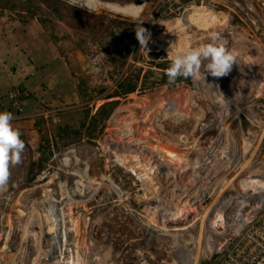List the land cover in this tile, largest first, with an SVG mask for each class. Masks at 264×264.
<instances>
[{
  "label": "rangeland",
  "instance_id": "374dc122",
  "mask_svg": "<svg viewBox=\"0 0 264 264\" xmlns=\"http://www.w3.org/2000/svg\"><path fill=\"white\" fill-rule=\"evenodd\" d=\"M132 2L90 13L67 0H0V111L25 143L0 190V264H186L188 251L210 264L212 208L247 173L245 115L264 108V0H149L136 21L107 6ZM41 27L76 58L54 78H25L7 50L23 52ZM212 32L238 54L227 76L201 69L199 80L142 88L148 70L160 78L159 63ZM138 73L134 92L113 96ZM120 145L141 150L137 166Z\"/></svg>",
  "mask_w": 264,
  "mask_h": 264
},
{
  "label": "built area",
  "instance_id": "2783aa9c",
  "mask_svg": "<svg viewBox=\"0 0 264 264\" xmlns=\"http://www.w3.org/2000/svg\"><path fill=\"white\" fill-rule=\"evenodd\" d=\"M245 117L253 151L247 173L215 203L207 236V242L214 243H207L210 264H264V108H250ZM232 155L227 149L221 158L230 160Z\"/></svg>",
  "mask_w": 264,
  "mask_h": 264
},
{
  "label": "clouds",
  "instance_id": "9594fccd",
  "mask_svg": "<svg viewBox=\"0 0 264 264\" xmlns=\"http://www.w3.org/2000/svg\"><path fill=\"white\" fill-rule=\"evenodd\" d=\"M72 7L86 8L90 13L104 7L103 0H67ZM111 10L130 17L133 21L139 20L143 13V5L130 3L124 6H116ZM150 33L142 26V22L136 27V37L141 47H146L150 39ZM208 43L196 47L180 49L170 57V66L165 70L169 83H175L178 77L201 79V69L204 73H210L213 77L227 76L238 64V54L228 48L227 42L220 33L212 32ZM205 79V76L203 77ZM13 114L8 111H0V190H3L11 177V168L21 161V154L25 143L21 138L20 130L13 126Z\"/></svg>",
  "mask_w": 264,
  "mask_h": 264
},
{
  "label": "crops",
  "instance_id": "0c3cea01",
  "mask_svg": "<svg viewBox=\"0 0 264 264\" xmlns=\"http://www.w3.org/2000/svg\"><path fill=\"white\" fill-rule=\"evenodd\" d=\"M33 25L37 26L36 23ZM31 32L29 31V34L25 35L23 52H20L17 46L7 50L10 60L18 65V73L21 76L27 78L34 74L43 73L54 78L59 66H67L68 60L76 58L69 53H62L57 43L49 37L47 31L42 27L38 30H31ZM35 35L36 37H34ZM37 36H39L41 43L35 42L38 39ZM18 40L19 38L16 39V41ZM65 74L68 75V72L65 71ZM14 76L16 75L14 74Z\"/></svg>",
  "mask_w": 264,
  "mask_h": 264
},
{
  "label": "trees",
  "instance_id": "16d2710c",
  "mask_svg": "<svg viewBox=\"0 0 264 264\" xmlns=\"http://www.w3.org/2000/svg\"><path fill=\"white\" fill-rule=\"evenodd\" d=\"M168 62L170 64L171 60H168ZM158 65L164 66L166 69L169 67V66L167 67L164 63H159ZM149 72L152 73L153 71L148 70L147 74H145V76L141 82L142 88H145V89L146 88H152V87H155L157 85L167 83L168 77L165 74V71L158 72V74L160 75V78H158V79L157 78H151V76L148 75ZM183 80H186V78L178 77L175 83L181 82ZM139 81H140L139 73L137 74V76H135L133 78H126L125 81L120 85L121 90H117L113 94V96H121V95H125L127 93H130V92H134L139 85ZM175 83H173V84H175ZM104 105H106V104H104Z\"/></svg>",
  "mask_w": 264,
  "mask_h": 264
},
{
  "label": "bare ground",
  "instance_id": "6f19581e",
  "mask_svg": "<svg viewBox=\"0 0 264 264\" xmlns=\"http://www.w3.org/2000/svg\"><path fill=\"white\" fill-rule=\"evenodd\" d=\"M133 3V2H132ZM135 4H136V2H134ZM104 4V3H103ZM130 4V3H129ZM138 5L140 4V3H137ZM105 5V4H104ZM127 5V4H126ZM143 5V4H142ZM107 6H111L112 8H114V7H116V6H124V5H119V4H117V5H107ZM117 147V146H116ZM117 150L119 151V152H122L123 154H122V156H121V161L123 162V163H126L127 161H129V160H131L130 159V156H129V158H127V156H126V162L124 161V158H125V156L124 155H126V154H131V153H133V157H131L132 159H133V161L135 162L136 160H140V159H138L137 158V156H139V155H141L142 153L137 149L136 151H134L130 146H119L118 148H117ZM167 153H168V155L169 154H171L172 156H176V153H174L173 152V150L171 151L170 149H167V151H166ZM166 153V154H167ZM160 156H161V154H160ZM159 156V157H160ZM145 158V157H144ZM171 158V157H170ZM173 158H176V157H173ZM158 159V162H159V158H157ZM156 159V160H157ZM163 159V158H162ZM160 160H161V158H160ZM146 162V161H145ZM166 162V161H165ZM137 162H135V163H133L134 165H136L137 166V164H136ZM144 166H145V168H144ZM144 166H143V168H144V170L145 169H147L148 171L147 172H149V174L150 175H156V172H157V168H158V166H157V162H154L152 159H151V161L149 162V163H147V164H144ZM134 169V171L135 172H137L138 173V175L139 174H141V169L140 168H138V167H134L133 168ZM143 173V172H142ZM146 173V172H145ZM142 176V175H141ZM158 176V175H157ZM155 177V176H154ZM156 180V179H155ZM154 182V181H153ZM167 193V192H166ZM175 197V196H174ZM217 208H218V206H215V207H213L212 208V212L211 213H214L216 210H217ZM208 224H209V222H208ZM208 243H210L212 246H214V243L212 242V241H208ZM183 257V256H182ZM191 257L189 256V251H188V256L187 257H183V260L185 261V263L186 264H188V263H190V261H192V263L193 264H197V262H198V260H197V257H194V258H191Z\"/></svg>",
  "mask_w": 264,
  "mask_h": 264
},
{
  "label": "water",
  "instance_id": "95a60500",
  "mask_svg": "<svg viewBox=\"0 0 264 264\" xmlns=\"http://www.w3.org/2000/svg\"><path fill=\"white\" fill-rule=\"evenodd\" d=\"M149 0H137V3L143 4L145 2H148ZM124 4V3H123Z\"/></svg>",
  "mask_w": 264,
  "mask_h": 264
}]
</instances>
